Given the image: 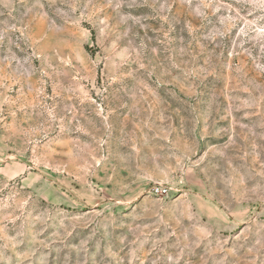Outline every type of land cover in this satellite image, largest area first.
Wrapping results in <instances>:
<instances>
[{
    "label": "rangeland",
    "instance_id": "1",
    "mask_svg": "<svg viewBox=\"0 0 264 264\" xmlns=\"http://www.w3.org/2000/svg\"><path fill=\"white\" fill-rule=\"evenodd\" d=\"M0 264H264V0H0Z\"/></svg>",
    "mask_w": 264,
    "mask_h": 264
}]
</instances>
